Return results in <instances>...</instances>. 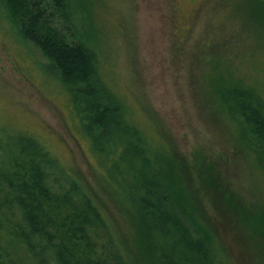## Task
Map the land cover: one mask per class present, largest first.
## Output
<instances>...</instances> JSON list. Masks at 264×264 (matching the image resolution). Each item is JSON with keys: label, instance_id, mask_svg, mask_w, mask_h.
<instances>
[{"label": "rangeland", "instance_id": "1", "mask_svg": "<svg viewBox=\"0 0 264 264\" xmlns=\"http://www.w3.org/2000/svg\"><path fill=\"white\" fill-rule=\"evenodd\" d=\"M13 1L0 0V134L34 137L91 195L130 263L151 264L127 193L51 59L11 18ZM51 10L38 29L85 36L100 78L168 167L173 230L207 236L224 264H264V147L227 100L232 88L264 98V0H61Z\"/></svg>", "mask_w": 264, "mask_h": 264}, {"label": "trees", "instance_id": "2", "mask_svg": "<svg viewBox=\"0 0 264 264\" xmlns=\"http://www.w3.org/2000/svg\"><path fill=\"white\" fill-rule=\"evenodd\" d=\"M60 1H13L10 16L22 36L51 59L48 65L71 93L93 146L127 193L138 249L151 264H224L207 236L190 238L173 230L167 210L168 167L100 78L95 48L80 33L69 39L38 29ZM227 100L264 147L262 95L232 88ZM18 250L29 255L31 264H131L91 195L24 132L0 134V264H18Z\"/></svg>", "mask_w": 264, "mask_h": 264}]
</instances>
